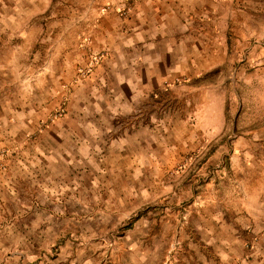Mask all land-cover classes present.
Masks as SVG:
<instances>
[{"label": "rangeland", "instance_id": "obj_1", "mask_svg": "<svg viewBox=\"0 0 264 264\" xmlns=\"http://www.w3.org/2000/svg\"><path fill=\"white\" fill-rule=\"evenodd\" d=\"M136 1L51 8L35 25L34 52L13 63L0 95V169L25 190L11 197L12 210L26 205L41 213L0 215V237L35 233L44 241L0 247V261L95 256L100 264H124L147 256L187 264L189 256L214 257L202 239L209 219L202 194L226 160L207 158L263 121L259 110L235 113L241 94L251 109L264 98V12L245 7L241 25L225 26L230 52L212 69L185 64L187 47H178L174 62L148 71L151 56L128 45L140 27ZM204 25L197 20V37L207 33ZM173 33L182 43L192 31L178 24ZM222 102L226 119L217 114ZM8 226L15 229L4 231Z\"/></svg>", "mask_w": 264, "mask_h": 264}, {"label": "crops", "instance_id": "obj_2", "mask_svg": "<svg viewBox=\"0 0 264 264\" xmlns=\"http://www.w3.org/2000/svg\"><path fill=\"white\" fill-rule=\"evenodd\" d=\"M124 3L125 0H2L0 95L5 81L10 78L13 63L19 62L20 55L34 52L37 40L35 25L44 22L45 16L51 15V8L74 6L83 10L85 7H115ZM245 7L264 12V0H137L133 13L140 27L129 38L128 45H139L141 55L151 56V59H144L148 63V71L161 72L163 65L174 62L173 57L178 47H187L183 51L185 64H191L193 69H212L225 61L230 52L228 37L224 33L227 29L225 26L229 22L241 25L244 22L242 16ZM96 15L93 12V16ZM197 20L207 23L203 30L207 33H200L199 37L194 33L197 31ZM48 22H51L50 19ZM247 22H250V16ZM178 24L192 31L191 36L183 37L182 43L176 41L173 33ZM212 24L218 26L213 29ZM213 30L215 33H211ZM242 50L240 47H232L231 52ZM164 55L170 57L165 59ZM173 70L177 69L172 66L167 69L169 73ZM260 99L256 102V107L251 109L248 106L249 98L243 94L239 96L236 117L243 118L249 111L259 110L261 113L257 117L261 115L263 121L244 128L232 142L225 139L215 146L207 158L210 164L223 158L226 160L216 174L209 178L202 194L205 215L209 214V219H205L202 239L205 246L214 248L216 253L212 257V251L208 250L211 255L189 256L187 264H196L197 260L198 264H264V98L260 96ZM217 114L226 119V103H221ZM0 133H3L1 129ZM8 167L10 169L9 164ZM10 173V170L5 172L0 169V215L12 212L18 215L41 213L37 207L26 205L12 210L11 197L17 199L25 190L18 186L19 178ZM31 225L30 229L36 231L37 220L33 218ZM14 229V226H8L4 231ZM39 229L41 230L40 225ZM37 236L32 233L30 238L8 239L3 234L0 237V247L6 251V247L12 246H42L44 238ZM4 258L5 256L0 264H32L34 259L29 255ZM84 259L85 257L77 259L59 256L45 258L38 264H100L95 256ZM123 263L155 264L147 256Z\"/></svg>", "mask_w": 264, "mask_h": 264}, {"label": "built area", "instance_id": "obj_3", "mask_svg": "<svg viewBox=\"0 0 264 264\" xmlns=\"http://www.w3.org/2000/svg\"><path fill=\"white\" fill-rule=\"evenodd\" d=\"M2 2V0H0V3Z\"/></svg>", "mask_w": 264, "mask_h": 264}]
</instances>
